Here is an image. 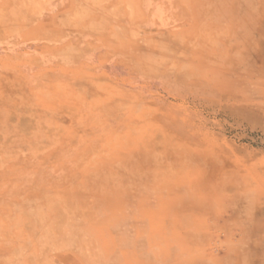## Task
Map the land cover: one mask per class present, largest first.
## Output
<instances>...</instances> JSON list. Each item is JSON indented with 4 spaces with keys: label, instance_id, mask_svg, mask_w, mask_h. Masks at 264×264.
I'll use <instances>...</instances> for the list:
<instances>
[{
    "label": "crops",
    "instance_id": "1",
    "mask_svg": "<svg viewBox=\"0 0 264 264\" xmlns=\"http://www.w3.org/2000/svg\"><path fill=\"white\" fill-rule=\"evenodd\" d=\"M240 6L245 0H0V25H17L0 31V74L13 71L31 88L60 67L97 92L92 109L78 112L83 126L64 130V139L77 135L59 160L69 169L64 183L78 178L76 208L61 210V230L46 209L10 238L0 224V264H264L261 162L247 165L246 146L225 132L186 134L163 122L186 118L161 111L171 99L119 95L147 87L148 74L187 70L183 84L205 89L191 93L190 119H256L246 106L264 112V47L247 43L245 16L231 12ZM9 38L19 46L6 47ZM166 49L189 63L152 65ZM210 135L223 139L204 140Z\"/></svg>",
    "mask_w": 264,
    "mask_h": 264
},
{
    "label": "rangeland",
    "instance_id": "2",
    "mask_svg": "<svg viewBox=\"0 0 264 264\" xmlns=\"http://www.w3.org/2000/svg\"><path fill=\"white\" fill-rule=\"evenodd\" d=\"M238 11L245 16L243 28L247 43L256 39V42L259 41L264 47V0H245L244 7L231 8V12L235 15ZM16 26L0 25V31L5 28L12 30ZM5 43L6 47L9 46L12 50L19 46V42L10 38ZM150 47L152 50L158 49L157 42H151ZM168 49L163 58L158 55L150 57V63L155 66L162 62L171 66L180 64L182 67L189 63V57L174 58ZM249 58L246 56L245 59ZM166 71L160 74L154 73L155 76L159 75L156 76L161 79L159 82L156 77L150 78L151 75L148 74L149 78L143 77L150 81L147 87L125 93L119 90V95L171 99L173 102L166 103L161 111L175 112L186 118L163 122L176 125L186 134L207 127L214 131L225 132L223 138L229 139L230 143L246 146L247 165L249 159L261 162L264 175V112H260L259 109L253 111L247 105L248 115L256 113L254 114L257 116L256 119L226 118L207 121L190 119L191 112L197 111L189 104L190 95L193 91L197 93L196 90L183 84L190 73L187 70L174 71L172 68ZM64 75L69 76L65 82L62 81ZM72 75L74 73L61 72L60 67L52 68V71L48 70L43 74L42 84L25 88L19 85L23 79L17 73L10 71L0 74V82H3V87L0 88V224L7 227L9 238L13 237V234H16L15 229L20 230L22 225H27L28 228L29 225L35 224V220L41 223L43 218H47L44 215L32 214L38 210H49V219L53 220L52 227L61 230L62 220L67 218L61 210L77 206L78 178L75 175L64 183L60 176L69 169L59 161L63 159L61 157L64 155L63 145L67 143L64 140H70L76 145L77 135L64 139V130L68 128L77 130L83 126L78 112L89 110L94 106L88 101L97 92L91 85L78 82L76 73L73 77ZM262 78L264 81V65H262ZM199 91L198 96L205 94V89ZM203 107L204 111H212L209 106ZM87 122L92 126L93 121ZM223 138L210 135L205 136L204 140H214L216 143ZM251 151L254 156L249 158Z\"/></svg>",
    "mask_w": 264,
    "mask_h": 264
}]
</instances>
